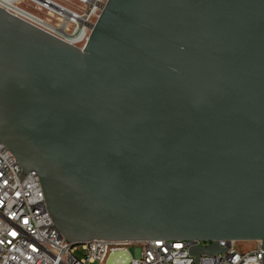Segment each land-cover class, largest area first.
I'll list each match as a JSON object with an SVG mask.
<instances>
[{"label": "water", "instance_id": "95a60500", "mask_svg": "<svg viewBox=\"0 0 264 264\" xmlns=\"http://www.w3.org/2000/svg\"><path fill=\"white\" fill-rule=\"evenodd\" d=\"M0 142L72 244L264 264V0H109L83 50L0 8Z\"/></svg>", "mask_w": 264, "mask_h": 264}, {"label": "built area", "instance_id": "2783aa9c", "mask_svg": "<svg viewBox=\"0 0 264 264\" xmlns=\"http://www.w3.org/2000/svg\"><path fill=\"white\" fill-rule=\"evenodd\" d=\"M109 0H0V8L42 31L83 50ZM23 169L0 142V264H196L192 247L212 242L92 240L68 242L46 205L36 171L23 181ZM220 241L225 253L202 255L197 264H263V242L240 249ZM136 250V256L129 251Z\"/></svg>", "mask_w": 264, "mask_h": 264}, {"label": "rangeland", "instance_id": "374dc122", "mask_svg": "<svg viewBox=\"0 0 264 264\" xmlns=\"http://www.w3.org/2000/svg\"><path fill=\"white\" fill-rule=\"evenodd\" d=\"M252 244H253V243H242V242H240V243H238L237 245H238V247H239L240 249H244V248H249ZM129 251L131 252V254H132L133 256H136V250H135L134 248H130Z\"/></svg>", "mask_w": 264, "mask_h": 264}]
</instances>
